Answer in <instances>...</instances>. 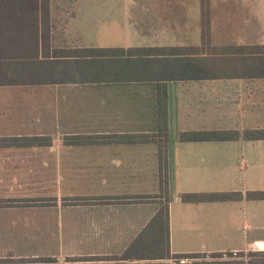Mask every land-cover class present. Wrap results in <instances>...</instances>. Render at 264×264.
Listing matches in <instances>:
<instances>
[{
	"label": "crops",
	"instance_id": "1",
	"mask_svg": "<svg viewBox=\"0 0 264 264\" xmlns=\"http://www.w3.org/2000/svg\"><path fill=\"white\" fill-rule=\"evenodd\" d=\"M48 6L37 42L26 45L37 49L36 58L55 60L52 67L67 66V82L35 81L41 73L33 59L16 75L22 83L0 84V259L120 254L166 192L170 254L264 252V199L246 197L264 190V139L179 137L264 128V77L216 71L218 63L241 65L245 55L233 52L239 47L264 45V0H48ZM113 25L127 26L137 43L97 44L96 34ZM110 47L188 48L182 56L208 70L166 81L163 152L156 80L87 82L73 72L82 49ZM139 134L150 137L133 141ZM214 191L242 197L180 198Z\"/></svg>",
	"mask_w": 264,
	"mask_h": 264
},
{
	"label": "trees",
	"instance_id": "2",
	"mask_svg": "<svg viewBox=\"0 0 264 264\" xmlns=\"http://www.w3.org/2000/svg\"><path fill=\"white\" fill-rule=\"evenodd\" d=\"M48 8V0H0V84L22 83L16 79V75L27 71V65L28 63L31 65L33 59L38 64V72L41 73V77L35 81L39 83L67 82L64 80L66 77H63L68 74L67 66L60 69L52 67L55 60H50L45 54H42L41 59L36 58L37 49L26 45L37 42L38 22L46 16ZM40 34L43 40V27ZM188 51H190L188 48L173 47L84 48L81 50L80 64L79 61L73 62V72L82 78L78 81L87 82L156 80V118L158 135L163 138V142L160 143V150L163 152L168 128L166 81L199 78L208 74L206 68L194 61V57L182 56ZM233 52L245 55L241 65L232 66L228 65V62H225V65L218 63L216 68L218 74L241 72L249 77H264V45L239 47ZM52 73L58 75L51 76L50 79L44 78ZM240 135L249 140L264 139V128L245 129L241 134L237 130L225 129L182 131L179 137L182 141L221 140L232 139ZM149 137L150 134L133 135L132 140L148 141ZM160 161L162 166H166L165 156H162ZM163 182L166 186V177L163 178ZM241 197L240 192L221 191L184 192L180 196L184 202L224 201ZM246 197L264 199V190L247 191ZM168 203L166 192L160 201L158 210L122 253L103 256H73L69 260L86 261V264H131L127 261L136 264L135 261L140 260L199 256L202 253L170 254Z\"/></svg>",
	"mask_w": 264,
	"mask_h": 264
},
{
	"label": "rangeland",
	"instance_id": "3",
	"mask_svg": "<svg viewBox=\"0 0 264 264\" xmlns=\"http://www.w3.org/2000/svg\"><path fill=\"white\" fill-rule=\"evenodd\" d=\"M105 3V2H104ZM92 5L96 3L92 2ZM126 26V31H127ZM123 29L118 25L109 27V31H100L96 38V43L100 45H118L129 46L136 41L132 37H128ZM174 134V132H173ZM187 257L185 264H264V252L257 251L256 249H247L235 252H214L202 253L199 256H182ZM180 257H170L171 264H178L177 260ZM70 257L65 259L56 260L55 258H10L6 257L0 259V264H84L85 261L69 260ZM39 260V261H38Z\"/></svg>",
	"mask_w": 264,
	"mask_h": 264
},
{
	"label": "built area",
	"instance_id": "4",
	"mask_svg": "<svg viewBox=\"0 0 264 264\" xmlns=\"http://www.w3.org/2000/svg\"><path fill=\"white\" fill-rule=\"evenodd\" d=\"M186 261H187V257H180L177 260L178 264H185Z\"/></svg>",
	"mask_w": 264,
	"mask_h": 264
}]
</instances>
